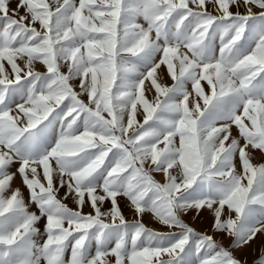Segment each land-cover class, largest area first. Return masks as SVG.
Masks as SVG:
<instances>
[{
	"label": "snow or ice",
	"instance_id": "1",
	"mask_svg": "<svg viewBox=\"0 0 264 264\" xmlns=\"http://www.w3.org/2000/svg\"><path fill=\"white\" fill-rule=\"evenodd\" d=\"M257 239L264 264V0H0V264Z\"/></svg>",
	"mask_w": 264,
	"mask_h": 264
},
{
	"label": "rangeland",
	"instance_id": "2",
	"mask_svg": "<svg viewBox=\"0 0 264 264\" xmlns=\"http://www.w3.org/2000/svg\"><path fill=\"white\" fill-rule=\"evenodd\" d=\"M12 7H15V3L12 4ZM170 83V82H169ZM261 157L260 154H256V161H260ZM158 179L160 177H157ZM16 183H19V180L16 181ZM71 206V204H70ZM85 211H88V209H85ZM125 215L132 219L131 213H129L127 210H125ZM188 219V222L192 224L193 227L197 228L199 231H206L209 226V221L207 219H198L196 221H193L190 217L186 218ZM145 222L149 224V226L154 227L155 225H152L149 223L148 219L145 218ZM260 248H261V240L257 239L255 243H253L251 246L243 249L240 252H237L236 255L244 262V264H253V261H255L259 254H260Z\"/></svg>",
	"mask_w": 264,
	"mask_h": 264
}]
</instances>
